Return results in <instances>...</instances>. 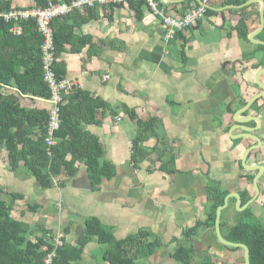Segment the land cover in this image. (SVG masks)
Masks as SVG:
<instances>
[{
  "label": "crops",
  "instance_id": "crops-1",
  "mask_svg": "<svg viewBox=\"0 0 264 264\" xmlns=\"http://www.w3.org/2000/svg\"><path fill=\"white\" fill-rule=\"evenodd\" d=\"M7 1L14 8L34 6V0ZM200 1L156 0L177 19ZM128 5L98 8L97 20L75 30L79 43L85 38L91 45L77 54L67 45L58 58L65 79L78 81L80 90L106 104L96 111L100 124L84 127L99 139L101 165L110 163L114 176L95 188L85 163L77 162L70 174H60L58 186L45 189L24 163L10 167L3 151L0 189L4 197L17 198L12 218L31 230L39 228L29 236L33 242L43 231L64 234L67 244L83 249L77 264H110L98 256L105 246L85 233L91 220L116 240L147 232L161 247L145 264H179L172 258L177 245L207 252L217 264H238L241 252L220 245L215 229L202 226L191 237L185 232L206 222L213 205L208 199L211 182L227 196L241 198L239 209L236 198L229 200L221 227L237 223L245 211L243 198L256 196L255 180L259 196L249 207L264 221L262 4L253 2L241 14L237 7H211L216 14L172 40L149 10L139 22ZM243 16L249 20L247 40L235 31ZM20 102L47 112L50 107L22 95ZM151 119L158 121L156 136L141 143L134 159L139 124ZM39 132L31 138L37 139ZM162 151L173 172L162 171Z\"/></svg>",
  "mask_w": 264,
  "mask_h": 264
},
{
  "label": "trees",
  "instance_id": "trees-1",
  "mask_svg": "<svg viewBox=\"0 0 264 264\" xmlns=\"http://www.w3.org/2000/svg\"><path fill=\"white\" fill-rule=\"evenodd\" d=\"M250 0H208L210 7L241 6ZM69 2V1H67ZM50 3L57 4L58 0H34V6L47 8ZM120 6V5H112ZM135 14L137 21H141L144 12L148 10L147 2L130 1L128 5ZM200 5H196L197 8ZM99 7H84L75 10L70 15L53 20L51 27L54 32L55 65L54 70L59 79L65 78L64 69L58 64V58L66 51V46L71 45L72 53L77 54L92 41L82 39L79 43L75 30L84 24L99 18ZM15 9L11 1L0 0V11ZM192 9V8H191ZM246 8L239 10L241 14ZM216 14L211 9L206 15ZM205 15V16H206ZM199 22V21H198ZM248 18L241 17L235 31L239 38L247 40L249 36ZM16 23H0V156L4 151L10 167H19L24 163L27 171L35 175L43 187L53 186V177L62 173L70 174L77 162H83L93 186L96 188L103 179L112 178L115 170L110 163L101 165L103 147L99 139L86 133L85 125L96 124V111L105 103L93 99L89 93L79 90L67 98V103L62 108V124L57 136L60 142L52 148V156L48 155L45 139L46 127L49 121V112L45 110L27 108L20 102V95L30 99H45L50 97L49 89L43 79L42 45L43 36L38 32L34 21L20 22L23 33L14 35L11 29ZM180 32L176 37L181 38ZM187 43L183 40V47ZM118 48V47H117ZM123 50V47H119ZM12 90V91H11ZM134 118V114H132ZM158 121L151 119L141 122L138 127L137 137L133 143V158L135 159L142 148L141 143L151 136H156ZM40 128V135L32 139L36 130ZM159 154L162 171L173 172L172 161L165 160V154ZM71 156L67 161V157ZM227 193L222 192L218 183L209 184L208 199L213 203L208 218L204 224L197 226L186 234L196 233L202 226L215 229L217 209L224 205ZM16 196L10 198L3 196L0 189V264H44L45 258L55 251L56 257L53 264H77L81 259L83 249L70 246L65 242L56 249L55 238L57 233L43 231V236L33 242L29 236L39 228H31L12 218ZM251 200L243 198V205ZM222 224L223 237L232 243L244 244L250 250V264H264V225L254 216L249 207L239 213V220L227 228ZM87 237H97L100 245L105 246L103 258L110 264H145L156 252L159 242L151 241L150 235L143 231L137 235L129 236L124 240H116L112 232L103 228L96 220L87 222ZM172 258L179 264H206L204 257L207 252H197L192 245L176 246ZM228 251L238 252L224 246ZM201 260V261H200ZM211 264V263H209ZM238 264H244L243 256Z\"/></svg>",
  "mask_w": 264,
  "mask_h": 264
},
{
  "label": "built area",
  "instance_id": "built-area-1",
  "mask_svg": "<svg viewBox=\"0 0 264 264\" xmlns=\"http://www.w3.org/2000/svg\"><path fill=\"white\" fill-rule=\"evenodd\" d=\"M130 1L141 0H70L67 3H50L47 8H38L36 6L27 8H15L10 11H0V23H16L11 32L19 36L23 33L20 22L34 21L37 25L38 32L43 36L42 45V62H43V79L46 83L50 97L45 100L49 103V121L46 127L47 136L45 143L48 155L52 156V148L59 142L57 136L62 124V108L67 103V98L81 89L80 83L76 80L59 79L54 70L55 65V44L54 32L51 24L54 19L70 15L75 10H81L84 7L95 8L110 5H127ZM147 2L148 10L161 22L164 28V36L167 40L174 39L180 32H186L194 24L205 18V6L192 8L181 18L177 19L171 15L166 8L161 7L156 0H144ZM203 4L208 5V0H202ZM108 79V76L105 77ZM133 148V146H132ZM60 175L53 177L54 185H59ZM64 234L58 232L54 240L56 249L64 244ZM56 257L55 251L50 253L44 260V264H53Z\"/></svg>",
  "mask_w": 264,
  "mask_h": 264
},
{
  "label": "water",
  "instance_id": "water-1",
  "mask_svg": "<svg viewBox=\"0 0 264 264\" xmlns=\"http://www.w3.org/2000/svg\"><path fill=\"white\" fill-rule=\"evenodd\" d=\"M182 1V0H181ZM260 2L262 4V9H261V12H260V19H261V29L260 31H263L264 30V0H250L249 2H247L246 4L244 5H241V6H228V7H237V8H245L246 6H248L249 4L253 3V2ZM200 3V6H205L207 9H212L209 5L207 4H203L202 1L199 2ZM264 74V69L261 73V75ZM260 75V76H261ZM263 96H261L260 98H262ZM258 181L255 180V189H256V196L248 203L246 204L245 206H243L241 208V210H246L250 204L253 203V201L256 200V198L259 196V188H258ZM231 198H236L237 199V207L239 209V206L241 204V198L239 195H229L225 198V201H224V205L219 207L217 209V212H216V221H215V234H216V237L219 241V243L223 246H226V247H230V248H235V249H241L243 250L244 252V264H250V250L249 248L244 245V244H236V243H232V242H229L227 241L224 237H223V234H222V229H221V217H222V213L223 211L228 207L229 205V200Z\"/></svg>",
  "mask_w": 264,
  "mask_h": 264
},
{
  "label": "rangeland",
  "instance_id": "rangeland-1",
  "mask_svg": "<svg viewBox=\"0 0 264 264\" xmlns=\"http://www.w3.org/2000/svg\"><path fill=\"white\" fill-rule=\"evenodd\" d=\"M207 16V15H206ZM205 16V17H206ZM190 29V28H189ZM188 29V30H189ZM187 30V31H188ZM29 172V171H28ZM263 225H264V221H260ZM171 245H173V244H171ZM221 245V244H220ZM178 246V245H177ZM161 246H157V248L156 249H158V248H160ZM104 248V247H103ZM175 248H177V247H175V246H173V249H175ZM105 249V248H104ZM221 250H223V249H221ZM157 251V250H156ZM241 253V255L243 256V252L242 251H240ZM232 255V254H231ZM234 255H237V253H235ZM98 256H99V258H102L103 257V255H102V253H99L98 254ZM229 256V255H228ZM203 260H205L204 262L206 263V264H209V263H211V264H217V262L219 261L217 258H215V256H214V258L213 257H211V256H207V257H204L203 258ZM230 260V259H229ZM201 261V260H200ZM220 262V261H219ZM226 260L224 261V263L223 264H228L229 262H226ZM230 264H232V263H230Z\"/></svg>",
  "mask_w": 264,
  "mask_h": 264
}]
</instances>
